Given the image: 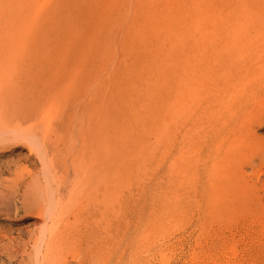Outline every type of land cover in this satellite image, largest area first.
<instances>
[{
	"label": "rangeland",
	"instance_id": "1",
	"mask_svg": "<svg viewBox=\"0 0 264 264\" xmlns=\"http://www.w3.org/2000/svg\"><path fill=\"white\" fill-rule=\"evenodd\" d=\"M8 1L11 7L10 9L7 8L9 5L6 4L8 3ZM28 1L29 0L27 1L26 0H15V1L0 0V4L2 3V5H0V14H1V11L5 14L3 15L2 13L3 16H0V40L5 36V39L3 38V40H1V41L5 40L4 42L5 44L1 41H0L1 42L0 44L1 46L2 44H4L3 46L7 48L3 51L6 52L10 50L9 52L12 51L11 54L16 53V56H15L16 58L18 56L17 51L20 52L19 54L23 53L21 54V56L19 55L20 59L14 58V55L10 56L9 59L8 57L4 56L5 58L8 59L5 65L3 64V62H5L4 57H0V65H1L0 71L2 68V71L0 72L1 74L0 78H3L5 76L4 74H6V77H4V79H6L7 82L8 81L10 82V80L7 79V75H9L10 73L9 77L11 81L12 80L19 81V84H17V87H16L18 89V92L14 91L13 95L15 98L12 96V99L10 98L11 101L17 102L18 100L22 103H26L27 105H30L33 103V101H36L38 103V106H40L41 108L45 100V97L43 96L42 99H40L39 91L41 87L39 85L47 84V86H49L50 75L59 77V79H61L63 75V78L61 80L64 81L66 78L65 81L68 84L66 88V92L69 95L67 96L68 111L71 108V105L75 106L76 108L78 107V109L80 110L79 112L84 111V109L85 111H87L88 109H90L88 108L89 105H92L93 108L92 107L91 108L93 110L91 111L93 115H92V120H90L88 124L89 128L88 129L86 128V131H84L85 129L82 130L81 128V131H80L79 130L80 127L77 126L79 124L73 125V129H76V131L74 130V132H77L79 130V133H82L80 135H83L81 137L85 139L84 141L83 140L81 141L79 140L80 137L78 138L79 135L77 136L75 135L78 141V144L80 141L82 143L80 142L78 148H77L78 144L75 147L80 150L76 151L74 149L73 151L74 152L76 151L79 154V158L85 157L86 159L87 156L85 152H87L89 149H86V146H85L84 147L85 152H84V148L83 149L81 148L86 144L84 142H86V140L92 137V140L94 142L92 143V146L90 147V149L93 148L92 149L93 153L91 150H89L87 153L89 154L90 151L92 154L98 152L96 154L97 158H94L95 159L93 161L94 163L92 161L90 163L87 162V159L90 156L87 157L85 161L86 163H84L85 159L81 158L82 159L81 161L84 164V166L87 165L86 166L87 168L89 166V170H90L89 172L95 173L93 175H96L98 171H102L103 169L102 167H100L102 165L100 161H102V158H103V153H101L100 151L102 152L104 151L102 148L103 147L102 145L107 142L106 133L109 132L110 134L109 144H111L110 145L111 151H109V154L112 152L111 154L112 156H110L111 158L115 156L114 161H112V163L113 164L118 163L117 165L115 164V166L111 164L112 166L110 165V168L112 167L114 168L116 166L118 168L116 169L114 168L113 170L111 169L112 173L111 171L109 172V175H110L109 181L112 179V181L110 182H113V184L111 183L108 184V186L110 187V193H108L107 196L109 197L111 194L112 198L110 197L108 199L109 200L112 199L110 201V206H111L110 210L111 211L113 210V212L109 211L110 212L109 221L114 220L115 223L111 221L110 222L111 226L109 227L111 229L110 232L113 229L111 233L109 232L111 234L110 238L111 236L114 238H111V242L109 246L108 264H264V220H263L264 219V201H263L264 192L260 191L259 195L257 194L258 196L257 197L255 196L257 200L259 199V201L255 200L253 202L250 201V203L248 202L246 203L244 202V200L235 199L238 191H240V193L244 192V190L242 189L240 185H246V186L253 185V186L259 187L264 183V146L257 147L256 145L249 146L248 144H245V146L242 147L243 149H239V147L236 148L235 146L236 143H234L233 140L236 137L237 138L240 137L241 135L239 133L240 131L244 132L241 129H236L232 131L233 133H230L229 135L230 138H228L227 141H225V146L220 147L219 145L221 146L224 145L223 142L220 140L221 133H219L217 130L215 131V133H213L212 130H209L210 131L208 133L209 135H206L209 139L207 140V142L209 141L208 144L202 145L201 137L199 136L198 133H197L198 135L195 134L194 138H196V141L198 142L197 146L195 147L194 150L192 149L191 151L189 150L188 152H186V156L185 154L183 156L184 159H180V156L183 154V152L182 150H179V149L181 148V146H182L181 149L183 150L189 147L188 145L189 142L187 139L191 133L188 128V126L190 127V125L188 123V120H186V116H185L186 112L184 113V117H183L185 121L182 118L181 121H183V125L180 124L181 127L179 125L180 130L177 131L175 140H174V136H172L173 130L170 129V125L169 126L167 125L166 127L164 123L161 126L159 125L162 118H158V121H157V123L159 122L158 124L155 122L157 130H159L160 132H157L156 129L148 130L146 128L148 132L147 133L145 130H143L144 128L141 127L142 124H140L141 120L139 118H140L141 104H143V107H145L148 103H152V102L154 103V99L157 98L159 94V92L156 91V86L158 84V82L155 81L156 74L154 77V75L152 74V69L155 71L156 69L155 64H158L160 62L165 63L166 61L165 55H168V52L170 53V56H172L171 52L177 51L173 49L174 40L178 38V36H174L175 35L174 32H176L177 34L179 33L183 35V33H180L182 32L181 26H180V23L177 22V20L174 18V13L177 14L178 12H182L185 8H187L189 2H197L198 0H62V2L61 0L60 1L59 0H48V3L50 2V4H48L47 2L45 3L44 0H41V1H44L46 5L40 1H39L40 5H38L39 2L38 0H36V3H34V5L37 4L38 2V4L36 5L38 6V9L37 7L33 5L34 0L29 1L32 3V6L34 7H31V4H29ZM199 2L205 4L202 9H204L206 14L212 13L215 7L220 8L222 17H220L216 21L214 20V22L211 23L210 25L212 29H216L218 32H220L221 27H223V24H221V22L219 21L222 19L223 20L222 22L226 23L224 21L231 18L229 11L232 6L238 7L242 5H252V6L264 5V0H199ZM17 4L19 5V8H21L23 11L17 7ZM1 7H6V9L1 8ZM25 7L30 8L32 11L33 9H36L37 12L41 10L40 7H43L42 10L44 9L47 12L45 13L44 10L43 12L41 10L40 14L36 12L37 14H39V16L37 17L35 16V19L37 20L36 21L37 24L40 26L37 29L36 27L38 25L36 26V23L32 21L34 20L33 18L30 21L31 23L29 22L27 24H29V26H32V27L34 26V27L31 28L29 26H25V23H26L25 21L28 22V19H31L29 17H32L30 14L36 15L35 14L36 10L34 11V13H31L32 11H28L30 12V14L26 15L27 9L25 10ZM49 8L51 10L48 12ZM1 9H3L4 11ZM14 9H16L17 12L20 11L22 14L23 12L26 11L24 13V16H29V17L24 18L23 16L24 20L18 19V17L20 18L21 13L18 12L19 13L18 14L16 12L18 14V16H16L17 14L15 13ZM255 12L258 15V18L260 19V21L264 22L263 7L255 8ZM9 13L11 14V16ZM166 13H168L169 15ZM213 15L214 13L211 16ZM12 16L14 17L16 16L17 19L15 17V19L13 18V21H12L11 19ZM40 16L41 18H44L43 20L44 23H42L41 20L37 19ZM8 19H11V20H8ZM15 20H18L17 21L18 24L16 23L17 26L14 23L16 22ZM19 21H22V23L24 22L23 23L24 25L21 22L20 24ZM38 21H40V23H38ZM187 23L188 25H191V22L187 21ZM14 25L16 27H18L19 25V27L16 28ZM21 25L26 30L24 33L21 32L20 30ZM263 25L264 23H260L257 25L252 24L247 27L248 34L257 38L256 43L258 44V46L255 50H253L255 52H211L209 45L206 42V43H203L205 50L203 49V47H201L203 52H200V54H195L194 52H179V57L182 58L181 64H183L186 68H189L191 67L190 61L192 62V60L194 59L196 61L200 60L202 62H206V61L220 62L221 60H225V61H231V63L235 62L234 64L238 62H243L247 66L251 65L252 68L264 69V37L259 35L262 32L261 29ZM12 28L13 29L15 28V30H12ZM16 29H18V31H16ZM30 30L35 31L33 32L34 35L31 32H29L31 33V35L30 34L28 35L27 31H30ZM37 30H39L38 35H36ZM145 30H147L148 32ZM15 31L17 32V35L20 34V38L22 36L21 33L22 34L27 33L28 39L30 38L29 36H31L32 39H29L30 41H28L27 36L24 35L22 37H25V38L23 39L21 38L22 39L21 41L19 37H17L18 39H15L14 41V39L12 38H16L15 36L17 35L15 34V36L12 37L11 34L12 32H15ZM139 33L140 34L142 33V34L140 35ZM10 36H11L10 39H12L11 41L9 39ZM35 36L37 37L36 40H34L36 38ZM7 40H9L8 42L9 45H7L8 44ZM16 40L17 42L19 40L20 41L19 44L21 45L24 43V40L26 41L27 44L25 43V47H23L24 44L22 46L19 45L23 47L22 48L23 50H19L20 47L17 46L18 44ZM219 40L224 41L225 38L224 37L222 38V36H219ZM189 41H190L189 44L193 42L192 39H189ZM10 42L12 43L15 42L16 46H14ZM28 42H31L33 47L31 46L30 43L28 44ZM11 44L13 47H18V49L14 48L15 52L14 50H11V48H13L12 46H10ZM26 45L28 46L26 47ZM4 47L2 49H4ZM2 49L0 51H2ZM54 52H57V53L55 54ZM25 53L27 54L29 53V55L27 56V54ZM117 53L119 56L117 55ZM3 55L4 54L0 56H3ZM175 55L177 54L175 53ZM29 56H32V57L30 58ZM117 57H118V61H117ZM1 58H3L2 59L3 61L1 60ZM10 58L13 60H10ZM110 62H111V65H110ZM136 64H138L139 66L135 67ZM6 65H7V68L5 67ZM90 65L93 66L94 68L93 73H92L93 81L90 80L91 83L92 82L94 83V85L92 84L91 90L88 91L87 89L89 86L88 85L89 72L87 68ZM50 66L52 67V70ZM41 67L42 69L44 68V70H42ZM56 67L58 68V70ZM72 67H74V69L77 67L76 68L77 70L79 69L77 72L78 74L76 73L78 75V79H77V82L74 83L73 89L71 86L73 82V80L71 79V76L74 75L75 72L73 73V69L69 70V68H72ZM110 67L112 68L111 71H110ZM200 67L201 66H198L194 69H198ZM8 68H10V70ZM14 68L15 70H13ZM202 68H204V66ZM21 69H23L24 73H22ZM26 70H28L27 72L28 74L26 73ZM61 70H64L65 74L64 73L62 74L63 71ZM105 70L108 72H106ZM31 72H33L34 75L33 73L31 74ZM18 73L20 75H18ZM43 74H45V77H48V76L49 77L45 78ZM13 76L14 78L18 76L19 77L18 79H14ZM26 76H31V77H26ZM141 79L147 82L148 84L146 86H143L142 85L143 82ZM43 80L44 81L46 80V82H44ZM61 80H59L60 83L62 82ZM106 80L108 81V86L106 84L107 83ZM5 82L2 81L1 84L2 83L4 84ZM238 82L240 84L245 83V82L241 83L239 79L235 78L234 83H238ZM69 84H71L70 85L71 87L69 86ZM245 84L249 85L248 86L249 90H246V91L250 92V90H252L254 86L253 84H257V82L252 81L249 83L246 82ZM25 86H28V87H25ZM241 87H242L241 89H245V86L244 87L241 86ZM68 89L70 91H68ZM130 89L136 92L137 96L135 95V96L130 97L128 95V92H130ZM140 89L142 93H140L139 91ZM242 94L245 95L247 94V92H244ZM242 94L240 95L241 97L240 101H242V104L245 107L249 105V102L248 100H246V97H244ZM28 95H32V96L30 97ZM18 96L20 97L18 98ZM73 96L75 97L73 98ZM159 96H161V94ZM31 98L33 101L30 100ZM80 99L82 100L81 102H80ZM39 103H41V105ZM234 104H236V102ZM147 106L152 109L153 108L155 109L154 105L150 104ZM27 109L28 108L26 107V110ZM3 110L5 111V110H10V109L3 108ZM5 112L8 115L9 111H5ZM28 112H31V111L28 110ZM0 113H2V110H0ZM35 113H38V114L35 115V117L33 116L32 118L28 120L27 119L23 120V123L25 122L24 124L28 125L31 128L36 127V130L38 132L40 130H38L37 128L38 125H36L37 124L36 122L40 120L39 119L40 117L38 116H41L42 114L39 115L41 113V110L40 112L36 111ZM94 114H95V117H94ZM20 115L22 114H19V116ZM100 115L101 117H99ZM37 117H38V120H37ZM104 117H106V121L104 120ZM242 117L243 115L238 118L235 117L237 120H234V122L231 123V126L236 125L237 127H239L238 123H241L242 120L244 119V117L243 118ZM31 120L33 121L31 124L32 126L29 125L31 123ZM51 122L52 123L50 124V126L52 128L55 127L53 128V130L55 129L56 132L58 133L61 129L60 128L58 129L59 126H58L57 121H55V118L52 119ZM106 122L108 125L105 124ZM74 127H77V128H74ZM43 129L44 131L43 132L40 131V132L44 136L43 133H45V128L43 127ZM161 129L162 131L167 130L165 131L167 133L166 134L164 132L161 133ZM70 130L73 132L72 127H70ZM88 130L90 131V134L92 135L91 137L90 135L88 137V135L85 134V132L87 133ZM62 131L63 130H61V132ZM153 131L157 132V134H160L158 135L159 137L157 135H154L155 133L152 134ZM256 131L260 134H264V125L261 127H257ZM112 134H114V138L112 137L113 136ZM121 134H122V148H123L122 156L127 151L129 152V153L127 152L125 155L129 154L128 157L130 155L131 157H129V160L127 159L128 161L127 160L124 161V162L126 161L130 162L129 165L127 162L126 164L124 162L119 164L120 161L115 162L116 160H119L117 156L121 155L119 153L120 152L119 147L116 146L117 141L115 139L119 140V137L121 139ZM149 134H151L150 135L151 137L149 136ZM213 135L215 136V138ZM129 138H132V139H129ZM155 139H157V141L159 140L158 141L159 143L161 142L160 146H157V144L159 143L157 142L156 144ZM176 139L178 141H176ZM44 140L45 138L43 137V142ZM151 140L153 144L155 143L154 147L155 146L158 148L161 147L160 148L162 150L161 152H160V149L156 147L155 148L157 152L153 151L154 148H151V150H148L147 147L150 148L151 146L150 145L148 146L146 144H149ZM162 140L164 141L165 144L163 143ZM172 140H174L173 147H172ZM124 141H128V142H124ZM133 141H134V144H133ZM175 141L177 144L176 147H175ZM96 142L97 143L99 142L98 144L100 146ZM142 142L144 143V145ZM27 143L28 142L23 143L22 141L19 145H16V146L8 142H5L4 144L1 143L3 145L0 144L1 148L4 145H9V148L7 149L3 150L0 148L2 151V152L0 151V174L3 175L5 171V174L3 176H6L4 178L3 176L0 175V180H2L3 183H5L4 185H8V183L13 184L16 181L18 183L23 182L21 183L23 188L20 191L23 193L25 192L24 194L33 193V194L38 195L39 193V195L43 197H39L38 200L42 201V205L45 206L47 205L46 203H49L47 202L46 199L49 197L51 198V194H48L46 192L44 193L42 191L43 190L42 183L45 182L44 181L45 179H41L42 178L41 175H44L45 173L49 174V172H46L44 170V164L42 163L40 164L41 161L37 160L38 158L35 155L37 153L40 154L39 152L42 151L43 148L41 146L42 149L40 150L39 149L40 147L38 146L39 147L38 151H36L37 150L36 146L38 143L35 144L36 146L33 143H28L30 144V146L33 145L32 154L33 156L35 155L33 157L31 156L32 154L27 149L28 148ZM162 143L165 146L162 145ZM86 145H88V143ZM113 145L116 147H114ZM135 145L136 147L133 148V146ZM179 145L180 147H178ZM213 145L216 146V148ZM139 146H140V149H142L143 151L140 150L139 152ZM117 147L119 151V152L117 151V153L119 154L115 152L116 151L115 149H117ZM142 147L144 149L147 148L146 149L147 154L145 153V150ZM165 148H166V151H164ZM94 149L95 150L97 149L96 152H94ZM3 151H6V152H3ZM113 151H114V154H113ZM149 151L151 154H154L156 158L154 156H151V154L149 156L148 155ZM158 151L160 152L159 156L161 158L160 157L157 158ZM193 151L194 153L192 154ZM16 152L17 153L19 152L18 153L19 155L18 154L16 155L15 154ZM143 152L144 154H140ZM153 152H155L157 155ZM162 152H164L165 154ZM20 153L22 156L25 153L27 154L23 156V158L26 160L22 158L23 160L18 161L17 158L20 156ZM65 153L67 155V152ZM82 153H83V156H82ZM100 153L102 156H100ZM137 154L138 155L140 154L139 157L138 156L136 157ZM28 155H30L29 156L30 160L27 158ZM145 155L151 160L149 161V159L145 157L146 161H148V163L150 164H147L145 160H144L145 163H141L142 160L140 159L141 158L140 156L143 157ZM176 155H178V162L175 160H172V158H174ZM98 156L99 158L101 157L102 158L99 159ZM6 157L7 159H5ZM32 157L36 160H33ZM69 158L70 157H66V161L68 163L64 162L67 165L65 164L64 166L63 163L62 165L61 163H58L60 164L59 166L60 168L57 167L58 164L56 165L57 168H55L56 174L58 173V175L63 176V177L68 176V178H64L66 179L67 182L63 179V183H65V185L68 184L66 186L63 184L65 187L62 185V187L64 188L62 190V193L64 195L67 192L66 191L64 193V191L67 190L68 188L71 189V187L74 185L73 183L76 182L74 181L75 180L74 177L76 176L74 174L75 172L72 174L73 167L71 166H70L71 168L69 167V165H71L69 163ZM185 158L187 159L185 160ZM162 159H163L162 163H164L163 166L161 163ZM168 159L171 160V165L174 163V165H172L174 166L173 168L170 165ZM97 160H99V162ZM136 161L138 163H136ZM166 161H168L169 165L172 168V169H169L167 167L169 171L166 168V166H168V163H166ZM172 161L174 162L172 163ZM8 162L15 164V168H14V165L11 166L9 165ZM135 163L137 165H135ZM204 163L206 164L205 165L206 168H204ZM6 164L9 165L10 167H6ZM22 164L24 166H27L28 169H30L31 174L18 170L20 169L21 166H23ZM144 164H146L145 165L146 169L144 168ZM40 165H41V168H39ZM120 165H122V167H120ZM197 165L198 166L200 165L199 167L200 168L202 167L206 171L203 172V169L201 168L200 170L201 172L199 171L198 175H195V173L190 174L189 173L190 171L188 170L191 169L192 167H194V170H195ZM1 166H3V168H6V169L5 170L3 168L1 169ZM130 166L134 168H131ZM66 168L71 169L72 171L67 172L66 170L68 169ZM96 168L98 171H95ZM200 168L198 169L196 168V170H199ZM42 169L45 172L42 171ZM129 169H132L134 171V174H136V176L132 175L133 171H129ZM116 170H117L118 176L115 175L116 172L113 173ZM17 171L20 172L19 173L20 176ZM63 171L65 172L63 173ZM212 171L214 172V175L215 173H218L219 179L213 175ZM167 172L170 174H167ZM176 172L178 175L176 174ZM33 173H36V174H33ZM23 175L26 177H23ZM31 175L33 176L31 177ZM72 175H75V176L72 177ZM114 175H115V178H111V177H114ZM15 176L18 179H15ZM116 176L118 177L119 181H122V179H124V181H122L123 185L119 184L115 186L114 184L115 181L113 180L116 179ZM8 177L11 178L12 180L9 179ZM29 177H31L32 180L31 179L27 180ZM33 177H36V179ZM6 178H8L9 181ZM76 178H80V177H76ZM135 178H138L137 181L141 183L139 184ZM39 179H41V181ZM13 180L14 182H12ZM30 180L31 182H33V183H30L32 184V186L29 184ZM35 180L40 181L41 183L40 182H37V183L41 185H34V183L36 182ZM229 180L233 181L234 184L233 185L229 184L228 183ZM84 181L81 183H85ZM125 181L126 182L130 181V183L124 185ZM153 181L156 183H154ZM143 183L146 185H144ZM150 183H152L151 186L153 187V189H151L152 187L150 186ZM141 184L143 185L141 186ZM148 184L149 186H147ZM159 185H160V188H159ZM193 185L196 187L194 188ZM1 186L2 184L0 183V189H1ZM39 186H42V189H38L37 187ZM100 186H101V183L99 187ZM148 187L150 188V190ZM34 188L37 189L36 191L38 192L35 193ZM101 188L102 186L100 187V189ZM32 189H34L33 192H31ZM100 189L97 190L98 192L90 189L92 192V195L94 196L93 197L90 194L91 192L88 193L90 194V197L93 198V200H91L92 198L89 197L90 203L92 201H95V199L100 200V201L96 200L98 203H100L101 201L103 202L105 200L104 193L102 194V189L101 190ZM88 190L86 191L88 192ZM155 190H157L158 193H156L157 191ZM254 190L256 189L253 188L252 190L251 188V192L247 194L252 196L254 193L253 192ZM21 192H19L18 195H16L15 197L21 198L24 195ZM87 192L85 193L86 195H87ZM58 193L59 192H55L54 196H56V194ZM152 193L154 194L152 195ZM44 195L46 196V198ZM99 196L101 197V199L103 198L104 199L103 200L99 199L100 198ZM184 198L186 200H184ZM7 200L8 199L6 197L5 198L3 197L0 199V203H1L0 204L1 206L0 207V264H79V260L77 261V259H78V256H82V255H83L82 256L83 259L82 257L79 259L83 261L87 257L85 259L86 260L85 262L88 264H92L95 259H96L95 260L96 262L98 260L97 264L102 263L101 258L100 260L97 258H94L93 254L89 252L87 248L83 251L84 253L78 252L80 250L76 248L78 255L76 254V252L73 251V247L69 246L68 249L72 248V250L70 249L69 251L68 249H64V248H67V246H64V245H63L64 248L62 247L63 249L60 247L59 253L57 254L54 253L56 254L55 255L56 257L53 256L54 254L52 253L51 250H48V251L49 252L51 251L52 255H50L49 252H47L48 247L44 245H46L47 242H49L50 240L49 237H51L52 232L55 229V227H58V225H60L59 223L61 222V219H62L60 215H58L60 214L58 212H57L58 218L57 217L52 218V216H56L55 214L56 211L61 212L60 208L59 210H58V207L50 209L52 205L49 203V205H47L49 207L51 206L48 210L49 212L44 209V211H42L43 216H40V215L37 216V214L36 216H34L35 214L34 210L37 212L38 207L40 206V203H39V206L38 205L32 206L34 210H32L31 208V211H32L31 212L29 209L27 210L22 209V208L14 209L15 207H9L6 204H4L5 203L4 201L8 202ZM112 201L114 203H111ZM10 203L12 204V201ZM3 206L5 207L3 208ZM155 206H157V208H155ZM5 208H7V210ZM117 208L119 210H117ZM114 210L116 213L117 211H119L120 216H118V213L115 214ZM50 212H53L54 215L53 214L49 215L48 213ZM62 213L64 212L62 211ZM111 213L113 214L111 215ZM44 214H48V216L45 215L44 217ZM114 214H115L114 217L117 220V223L119 220L121 222V223L120 222L118 223L119 228L115 227L117 224L116 220L113 217L112 219L110 218ZM68 215L66 214L67 217L63 215L64 220L67 218L70 220L73 219V216H70L71 214L68 213ZM42 217L44 221L41 220ZM59 217H60V220L58 221ZM46 218H49V219H46ZM54 221L59 222V223L57 222V226H55L56 223ZM44 222H46L47 224H52L51 222H53L52 225L54 226V229L52 228L53 230L50 232L49 229L51 230L50 227L52 226L47 225ZM47 236H49L48 237L49 239L46 238ZM14 245L16 246L13 247ZM46 247L47 249L45 250ZM54 251L58 252V248L57 250H54ZM43 252H45L46 254L48 253L49 255L47 257L43 256ZM88 253H90L89 254L90 257ZM73 256H74V259H73ZM75 258H77L76 261H75ZM95 261H94V264H96Z\"/></svg>",
	"mask_w": 264,
	"mask_h": 264
},
{
	"label": "bare ground",
	"instance_id": "2",
	"mask_svg": "<svg viewBox=\"0 0 264 264\" xmlns=\"http://www.w3.org/2000/svg\"><path fill=\"white\" fill-rule=\"evenodd\" d=\"M6 1V0H5ZM13 1H15V0H13ZM27 1V0H26ZM30 1V0H29ZM28 1V2H29ZM43 2V4H45L46 2L48 3V0H44L45 1V3H44V1H41V0H38V2ZM60 1V0H59ZM58 1V2H59ZM25 2V1H24ZM27 2V3H28ZM38 2H37V4H38ZM40 2H39V4L38 5H40ZM61 2H62V0H61ZM66 2H68V1H66ZM6 3V2H5ZM26 3V2H25ZM34 3H36V0H34L33 1V5H34ZM70 3V2H69ZM7 5H9L7 8H11L10 7V4H9V1H8V3H6ZM11 4H12V2H11ZM16 4V3H15ZM19 4V3H18ZM17 4V7L19 8V5ZM24 4V3H23ZM29 4H31V7H37V9H38V6H36L37 4H35L34 6H32V3L31 2H29ZM28 4V5H29ZM48 4H50V2L48 3ZM59 4V3H58ZM67 4V3H66ZM0 5H2V3L0 4ZM14 5V4H13ZM46 5V4H45ZM70 5V4H69ZM205 4L204 3H201V2H199V0L197 1V2H189L188 3V6H187V8H185L182 12H178L177 14H175L174 13V18L177 20V22H179L180 23V26H181V31L182 32H180V33H183V35H181V34H177L176 32H174L175 33V35L174 36H178V38H176L175 40H174V44H173V49H175V50H177L176 52H171L172 53V56H170V53L168 52V55H165V57H166V61H165V63H158V64H155V67H156V69H155V71L152 69V74L154 75V77H155V74H156V80L155 81H157L158 82V84H157V86H156V91L157 92H159V94H158V97L157 98H155L154 99V103L152 102V103H148L147 105H154V107H155V109L153 108H150V107H148L147 105L145 106V107H143V104H141V109H140V124H142V126L141 127H143L142 129L143 130H145L146 132H147V130H146V128L148 129V130H150V129H152V130H155L156 129V131L157 132H160L159 130H157V128H156V123H157V121H158V118H162V120L160 121V126L164 123V125H165V127L168 125H170V129H172L173 130V135L172 136H174V140H175V138H176V135H177V131H179L180 129V127H181V125L180 124H182L183 125V121H181L182 120V118L184 117V113H185V116H186V120H188V123H189V125H190V127L188 126V128H189V130H190V135L188 136V142H189V147H187L188 148V150H187V148L185 149V150H183V149H181L182 148V146H181V148L179 149V150H182V152H183V154L180 156V159H184L183 158V156H184V154H185V156H186V152H188L189 150L191 151L192 149L194 150L195 149V147L197 146V144H198V142L196 141V138H194V136H195V134H199V136L201 137V140H202V145L203 144H208V142H207V140H209L208 139V137L206 136V135H209L208 133L210 132L209 130H212V132L213 133H215V131L217 130L219 133H221V136H220V140L223 142V144L224 145H219L220 147H223V146H225V141H227V139L228 138H230V133H233L232 131H234V130H236V129H241L242 131H244V132H239L241 135H240V137H234L235 139L233 140V142L234 143H236L235 144V146H236V148H238L239 147V149H243L242 147L243 146H245V144H248L249 146H252V145H256L257 147H263L264 146V134H260V133H258L257 131H256V128L257 127H261V126H263L264 125V69H262V68H252L251 67V65H249V66H247L246 64H244L243 62H238V63H236V64H234L233 62L231 63V61H225V60H221L220 62H211V61H206V62H202V61H200V60H197L198 61V63H197V61L194 59V60H192V62L190 61V66L191 67H189V68H186L183 64H181L182 63V58H180L179 57V52H194L195 54H200V52H203V50H202V48L201 47H203V49L205 50V48H204V44L203 43H208V45H209V48H210V50H211V52H255V51H253V50H255L256 48H257V46H258V44L256 43V39L257 38H255L254 36H251V35H249L248 34V31H247V27L249 26V25H252V24H260V23H264V22H262V21H260V19L258 18V15L256 14V12H255V8H257V7H263V10H264V5H254V6H252V5H242V6H238V7H231V9H230V11H229V13H230V16H231V18H229L228 20H225L224 22H226V23H223L222 21V19L219 21V22H221V24H223V27H221V30H220V32H218L216 29H212V27L210 26L211 25V23H213L214 22V20L216 21L217 19H219L220 17H222V14H221V10H220V8L218 7H215L214 8V11H212V13H209V14H206L205 13V11H204V9H202L203 8V6H204ZM42 6H44V5H42ZM51 6V5H50ZM61 6V5H60ZM21 7V6H20ZM28 7H30V6H28ZM46 7H48V6H46ZM65 7V6H64ZM208 7V6H207ZM1 8H4V9H6V7H1ZM23 8V7H22ZM42 8L43 7H40V9L42 10ZM8 9V10H9ZM19 9H21V8H19ZM27 9V10H26ZM30 8H26L25 7V10L28 12V11H32L31 9L29 10ZM39 9V10H40ZM48 9V8H47ZM46 9V10H47ZM66 9V8H65ZM68 9H69V7H68ZM1 10H3V9H1ZM15 10V13L17 12V10L16 9H14ZM22 10V9H21ZM24 10V11H25ZM36 9H33V11L31 12V13H34V11H35ZM40 10V11H41ZM44 10V9H43ZM43 10H42V12H43ZM51 9L49 8V10H48V12L50 11ZM4 11V10H3ZM23 11V10H22ZM25 11V12H26ZM40 11H38L37 12V10L35 11V14L36 15H33V14H30V12H26V15L27 14H30L32 17H29V16H24V13L25 12H23V14L20 12V11H18V12H20L21 14H20V18L18 17V19H22V20H24L23 19V16H24V18L26 17V18H31V19H28V22L27 21H25L26 23H25V26H29V24H27V23H29L31 20H32V18L34 19V20H32V21H34L35 23H36V26L38 25L37 24V20L35 19V16L37 17V16H39V14H40ZM9 12H11V11H9ZM17 12V13H18ZM39 13V14H37V13ZM41 12V13H42ZM44 12L45 13H47L45 10H44ZM2 11H1V14H0V16H3V15H5L4 13H3V15H2ZM13 13V12H12ZM14 13V14H15ZM16 13V14H17ZM44 13V14H45ZM170 13V12H169ZM214 13V15L213 16H211L212 14ZM10 14V13H9ZM19 14V13H18ZM18 14L16 15V16H18ZM43 14V15H44ZM166 14H168V13H166ZM169 15V14H168ZM10 16H11V14H10ZM9 16V17H10ZM15 16V17H16ZM15 17L14 16H12V21H13V18L15 19ZM22 17V18H21ZM5 18H7V17H5ZM41 16L40 17H38L37 19H39V20H41L42 21V23H44V18H41ZM11 19H8V20H11ZM16 19H17V17H16ZM190 19V20H189ZM27 20V19H26ZM16 22H14L15 24L17 23L18 24V20H15ZM187 21H189V22H191V25H188V23H187ZM22 23V21H19V23ZM20 23V24H21ZM24 23V22H23ZM22 23V24H23ZM31 23V22H30ZM35 23H33V24H35ZM38 23H40V21H38ZM12 24H13V22H12ZM17 24H16V26H17ZM19 24V25H20ZM27 24V25H26ZM19 25H18V27H19ZM24 25V24H23ZM150 25V24H149ZM148 25V26H149ZM13 26V25H12ZM15 26V25H14ZM15 26V27H16ZM147 26V27H148ZM18 27H16V28H18ZM29 27H31V28H33L32 26H29ZM38 27H40L39 25L36 27V29L38 28ZM137 29V28H136ZM12 30H15V28L13 29L12 28ZM21 32H25L26 30H25V28L21 25ZM29 30V29H28ZM32 30V29H31ZM27 31V33H28V35L30 34L31 35V33L34 35V33L33 32H35V31ZM33 30H35V29H33ZM262 32H261V34H259L260 36H262V37H264V25L262 26ZM16 31H18V29H16ZM15 31V32H16ZM38 31L39 30H37V34L36 35H38ZM145 31H147V30H145ZM15 32H12V37L13 36H15V34L17 35V32L15 33ZM20 32V33H21ZM29 32H31V33H29ZM148 32V31H147ZM13 33H14V35H13ZM27 33H25V34H22L21 33V35L22 36H24V35H26L27 36ZM140 34V33H139ZM142 34V33H141ZM140 34V35H141ZM19 35V36H18ZM17 36H15L16 38H12V39H14V41H15V39H18L17 37H19V39H20V41L23 39V38H25V37H22L21 36V38H20V34H18ZM219 36H222V38L224 37L225 38V40L224 41H221V40H219ZM30 38L29 39H32V37L31 36H29ZM36 37V36H35ZM141 37V36H140ZM139 37V38H140ZM2 38V37H1ZM4 39H5V36L3 37ZM3 38L1 39V40H3ZM11 38V36L9 37V39ZM12 39H10V41L12 40ZM27 39H28V36H27ZM26 39V40H27ZM28 39V41H30ZM37 39V37L34 39V40H36ZM144 39V38H143ZM187 39V40H186ZM189 39H192L193 40V42L191 43V44H189L190 43V41H189ZM0 40V41H1ZM19 40H18V42H17V40H16V42H17V46L18 47H20L19 48V50H23L22 48L23 47H25V43H26V41L24 40V43H23V41H22V43L24 44V46L23 47H21L22 45L21 44H19V42H20ZM31 41H33V40H31ZM221 41V42H220ZM1 42H5V40L4 41H1ZM0 42V43H1ZM9 42V40H7V43ZM13 42V41H12ZM12 42H10V43H12ZM144 42V41H143ZM31 44V42H28V44ZM5 44V43H4ZM4 44H2V46L4 45ZM14 46H16V44H15V42L14 43H12ZM12 44L10 45V46H12ZM27 44V43H26ZM7 45H9V43L7 44ZM6 45V46H7ZM19 45H21V46H19ZM34 45H35V43H34ZM1 46V44H0V48L2 49L3 47ZM28 45H26V47H27ZM31 46H32V44H31ZM13 47V46H12ZM18 47H13V48H11V50H14V48L16 49H18ZM33 47V46H32ZM0 49V50H1ZM5 49H7L6 47H4V49H2V51H0V52H2V53H0V55H2V54H4L3 56H0V57H4V56H6V57H8V59H9V57L10 56H13L14 55V58H16L15 56H16V53H14L15 52V50H14V54H11V52H9V51H6V52H4L3 50H5ZM121 49V48H120ZM24 51H26V50H24ZM18 52V56H17V58H19L20 59V56H21V54H23V53H21V54H19L20 52L19 51H17ZM23 52V51H22ZM49 53V52H48ZM55 54L57 53V52H54ZM175 53L177 54V55H175ZM25 54H27V53H25ZM24 54V55H25ZM33 54V53H32ZM36 54V53H35ZM42 54V53H41ZM44 54H45V52H44ZM79 54V53H78ZM102 54V53H101ZM20 55V56H19ZM23 55V56H24ZM29 55V53L27 54V56ZM62 55V54H61ZM117 55H118V53H117ZM116 55V56H117ZM39 56V55H38ZM49 56V55H48ZM50 56H51V54H50ZM104 56V55H103ZM108 56V55H107ZM119 56V55H118ZM122 56V55H121ZM26 57V56H25ZM30 58L32 57V56H29ZM37 57V56H36ZM43 57V56H42ZM56 57V56H55ZM82 57V56H81ZM100 57V56H99ZM16 58V59H17ZM22 58H24V57H22ZM27 58V57H26ZM54 58V57H53ZM74 58V57H73ZM78 58V57H77ZM3 58H1V60H2ZM4 61L5 62H3V64L5 65V63L8 61V59L7 58H5L4 57ZM47 59V58H46ZM84 59V58H83ZM86 59V58H85ZM97 59V58H96ZM99 59V58H98ZM10 60H13V59H11L10 58ZM56 60V59H55ZM54 60V61H55ZM79 60V59H78ZM3 61V60H2ZM72 61V60H71ZM77 61V60H76ZM81 61V60H80ZM117 61H118V57H117ZM57 62H58V60H57ZM2 63V62H1ZM117 63V62H116ZM184 63H185V61H184ZM188 63V62H187ZM204 63V64H203ZM243 63V64H242ZM2 64V65H3ZM58 64V63H57ZM80 64V63H79ZM72 65H73V63H72ZM110 65H111V62H110ZM183 65V66H182ZM56 66V65H55ZM57 66H59V65H57ZM100 66V65H99ZM104 66V65H103ZM102 66V67H103ZM107 66V65H106ZM105 66V67H106ZM114 66V65H113ZM116 66V65H115ZM139 65L138 64H136L135 65V67H138ZM198 66H201L200 68H198V69H194V68H196V67H198ZM204 66V68H202ZM0 67H1V65H0ZM3 67V66H2ZM6 68H7V65L5 66ZM45 67V66H44ZM97 67V66H96ZM32 68V67H31ZM50 68H51V70H52V67L50 66ZM57 68V67H56ZM77 68V67H76ZM74 69V67H72V68H69V70L70 69H73V73L75 72V74L74 75H72L71 76V79L73 80V82H72V85L71 84H69V86L71 85L72 86V89H73V86H74V83H76L77 82V79H78V70L77 69ZM9 70H10V68H8ZM12 69V68H11ZM24 69H26V68H24ZM41 69H42V67H41ZM46 69V68H45ZM47 69H48V67H47ZM93 66H89L88 68H87V70H88V72H89V76H88V79H89V83H88V91H90L91 90V88H92V84L94 85V83L92 82L91 83V81H93V75H92V73H93ZM136 69V68H135ZM13 70H15V68L13 69ZM18 70V69H17ZM17 70H16V72H17ZM19 70H20V68H19ZM22 70V73H24L23 72V69H21ZM30 70V69H29ZM42 70H44V68L42 69ZM57 70H58V68H57ZM77 70V71H76ZM82 70V69H81ZM96 70H97V68H96ZM112 70V68L110 67V71ZM1 71H2V68H1ZM0 71V72H1ZM32 71V70H31ZM36 71V70H35ZM47 71V70H46ZM49 71V70H48ZM55 71V70H54ZM59 71H60V69H59ZM61 71H63L62 72V74L64 73V70H61ZM106 71V70H105ZM126 71V70H125ZM20 72V71H19ZM28 72V70H26V73ZM45 72V71H44ZM69 72H71V71H69ZM104 72V71H103ZM106 72H108V71H106ZM6 73V72H5ZM9 73V72H8ZM33 72H31V74H32ZM46 73V72H45ZM77 73V74H76ZM12 74H14V73H12ZM28 74V73H27ZM65 74V73H64ZM68 74V73H67ZM5 76L4 77H6V74H4ZM9 75H10V73H9ZM9 75H7V79H9L10 80V82L8 81L7 82V80L6 79H4V77L3 78H0V110H2V113H0V144L1 143H5V142H8V143H11L12 145H14V146H16V145H19L22 141H23V143L24 142H28V143H33L34 145L35 144H37V146H36V151H38V148L41 150L42 148V151H40L39 153L40 154H35L36 156H37V160H39V161H41L40 162V164L42 163V164H44V170L46 171V172H49V174H47V173H45L44 174V170L42 169V171H44L43 172V174L44 175H41L42 176V178L41 179H45L44 181V183H42L43 185V192L45 193H48V194H51V198L49 197V196H47V197H49V198H47L46 200H47V202H49L51 205H52V207L50 208L49 206H47V205H49V203H46L47 205H42V201H40V200H38L39 199V197H43V196H41V195H39V193H38V195H36V194H24L23 192H21L20 190H22V185H21V183H23V182H21V183H18L17 181V183L16 182H14V180L12 181V182H14L13 184H11V183H8V185H4L5 183H3L2 182V180H0V183L2 184V186H1V189H0V199L1 198H7L8 200V202H6V201H4L5 203L4 204H6L7 206H9V207H15L14 209H19V208H22V209H25V210H27V209H29L30 211H31V208H32V206H35V205H38L39 206V203H40V206L38 207V210H37V212L34 210V208H32V210H34V216H36V214H37V216H43V213H42V211H44V209L46 210V211H48L49 210V208L50 209H53V208H57L58 207V210H59V208L61 209V212H59V211H56V216H52V218L53 217H57V212L58 213H60V214H58V215H60V217L63 219V221H62V219H61V222L59 223L58 221L60 220V217H59V219H58V221H54L55 223H56V225L55 226H57V222L60 224V225H58V227H55V229H54V226L52 225L53 224V222H51L52 224H47L46 222H44L45 224H47V225H51L52 227H50L51 228V230L49 229V231L51 232L53 229V232H52V235H51V237H49V236H47L46 238L47 239H49L50 238V240H49V242H47V244H49V245H44V246H47L48 247V249H47V247L45 248V250L47 249V252H49L48 250H51L52 251V253L54 254V253H59L60 252V247L62 248L63 247V245L64 246H67V248H64V249H68V247L69 246H71V247H73V251L74 252H76V254L78 253V252H83L86 248L89 250V252H91L92 254H93V256H94V258H97V259H99L100 260V258H101V264H108V251H109V246H110V242H111V238H114V237H112L111 236V238H110V233L113 231V229H112V231L110 232V226H111V221H109V215H110V212H113V210L111 211L110 210V201L112 200H109L108 198H110L111 197V194H110V196L108 197L107 195H108V193H110V187L108 186V184L109 183H111V184H113V182H110V181H112V179L109 181V179H110V175H109V172L111 171V169L113 170L114 168L116 169V168H118L117 166L116 167H112V168H110V165L111 164H113L112 163V161H114V157L115 156H113L112 158L110 157V156H112L111 154H112V152L109 154V151H111V149H110V145L111 144H109V141H110V137H109V132H107L106 133V139H107V142L105 143V144H103L101 147L103 148V152L102 151H100L101 153H103V158H102V161H100L101 162V166L100 167H102L103 169H102V171H98L97 170V168H96V170L95 171H98L97 172V174L96 175H93V174H95V173H92V172H89L90 170H89V166H88V168L86 167L87 165H85L84 166V164L82 163V159H85V157L84 158H79V154L76 152L77 150H80V149H77L78 147H79V144H80V142L83 140H85L84 138H82L81 136H83V135H80V134H82V133H79V130L81 131V128H82V130L83 129H85L84 131H86V128L88 129L89 128V121L90 120H92V115H93V113H92V111L91 110H93L92 108V105H89V107L88 108H90V109H88L87 111H85V109H84V111H81V112H79L80 110L78 109V107L76 108L75 106H72L71 105V108L69 109V111H68V98H67V96H69L68 94H67V92H66V88H67V82L65 81L66 80V78H65V80L64 81H62L61 79L63 78V75H62V77H61V75H60V77H61V79H59V77H56V76H52V75H50V84H49V86H47V84H44V85H39L41 88H40V91H39V97H40V99H42V97L44 96L45 97V100H44V102H43V104H42V106H41V108H40V106H38V103L36 102V101H33L32 100V98L30 99V100H32L33 101V103L32 104H30V105H27L26 103H22V102H20V101H18L17 100V102L15 101V102H13V101H11L10 100V98L12 99V96L14 97V95H13V93H14V91H16V92H18V89L16 88L17 87V84H19V81L18 80H16V81H11V79H10V77H9ZM18 75H20L19 73H18ZM33 75H34V73H33ZM44 75V77H45V74H43ZM48 75V74H47ZM57 75V74H56ZM101 75V74H100ZM104 75V74H103ZM131 75V74H130ZM0 76H1V74H0ZM84 76V75H83ZM19 77V76H18ZM18 77H15L14 78V76H13V78L14 79H18ZM26 77H31V76H26ZM49 77V76H48ZM48 77H45V78H48ZM70 77V76H69ZM104 77V76H103ZM20 78H21V76H20ZM37 78H39V77H37ZM80 78V77H79ZM235 78H237V79H239L240 80V82L241 81H243V82H252V81H255V82H257V84H253L254 86H253V88H252V90H250V92H248V91H246V90H249L248 89V84H245V83H243V82H241V83H243V84H240L239 82V84L238 83H234V79ZM101 79V78H100ZM5 80H6V82H5ZM31 80V79H30ZM36 80V79H35ZM38 80V79H37ZM41 80V79H40ZM59 80H61L62 82L60 83V81ZM91 80V81H90ZM142 80V79H141ZM2 81H4L5 83L2 85L1 84V82ZM33 81V80H32ZM39 81V80H38ZM44 81V80H43ZM42 81V82H43ZM107 81V80H106ZM24 82V81H23ZM44 82H46V80L44 81ZM70 82V81H69ZM96 82H97V80H96ZM98 82H100V81H98ZM110 82V81H109ZM142 85L143 86H146L148 83L147 82H145L144 80H142ZM232 82V83H231ZM29 83V82H28ZM33 83H35V82H33ZM6 84V85H5ZM23 84V83H22ZM27 84V83H26ZM38 84V83H37ZM107 86H108V81H107ZM29 85V84H28ZM31 85V84H30ZM91 85V86H90ZM70 86V87H71ZM76 86V85H75ZM79 86V85H78ZM106 86V85H105ZM241 86H245V89H241L242 87ZM25 87H28V86H25ZM31 87H33V86H31ZM39 88V87H38ZM81 88V87H80ZM117 88V87H116ZM155 88V87H154ZM15 89H17V90H15ZM95 89V88H94ZM27 90V89H26ZM32 90V89H31ZM77 90V89H76ZM23 91V90H22ZM29 91V90H28ZM37 91V90H36ZM68 91H70L69 89H68ZM82 91V90H81ZM140 91V93H142V91H141V89L139 90ZM21 92V91H20ZM85 92V91H84ZM106 92V91H105ZM117 92V91H116ZM244 92H247V94H245V95H243L242 93H244ZM34 93V92H33ZM73 93V92H72ZM71 93V94H72ZM91 93V92H90ZM23 94V93H22ZM78 94V93H77ZM86 94V93H85ZM84 94V95H85ZM161 94V96H159ZM243 95L244 97H246V100H248V102H249V105H247V106H243V104H242V101H240L241 100V97H240V95ZM16 95H18V94H16ZM25 95V94H24ZM26 95H27V93H26ZM25 95V96H26ZM36 95V94H35ZM76 95V94H75ZM83 95V94H82ZM87 95V94H86ZM85 95V96H86ZM90 95V94H89ZM128 95L130 96V97H132V96H137V93L136 92H134L132 89H130V92H128ZM24 96V97H25ZM28 96H32V95H28ZM28 96H27V98H28ZM17 97V96H16ZM20 96H18V98H19ZM23 97V96H22ZM75 96H73V98H74ZM111 97V96H110ZM15 98V97H14ZM34 98V97H33ZM76 98H78V97H76ZM79 98H81V97H79ZM87 98V97H86ZM88 98H89V96H88ZM87 98V99H88ZM23 99V98H22ZM19 100H21V99H19ZM28 100V99H27ZM29 100V101H30ZM86 100V99H85ZM84 100V101H85ZM94 100H95V98H94ZM23 101V100H22ZM75 101V100H74ZM82 100L80 99V102H81ZM102 101V100H101ZM71 102V101H70ZM76 102V101H75ZM75 102H74V104H75ZM79 102V101H78ZM94 102V101H93ZM218 102V103H217ZM236 102V104H234ZM28 103V102H27ZM83 103V102H82ZM111 103V102H110ZM40 105H41V103H39ZM79 104V103H78ZM78 104H77V106H78ZM93 104V103H92ZM215 104V105H214ZM216 104H218V105H216ZM240 104V105H239ZM104 105V104H103ZM112 105V104H111ZM101 106V105H100ZM26 107L28 108L27 110H26ZM92 107V108H91ZM3 108H5V109H10V110H5V111H9L8 112V115H9V117H8V115H7V113L3 110ZM99 108V107H98ZM104 108H105V106H104ZM78 109V110H77ZM28 110L29 111H31V112H28ZM40 110H41V113L39 114V115H41V116H38V117H40L39 119V121H37L38 120V117H37V124L36 125H38V130H40V131H44V129H43V127L45 128V133H43L44 134V136L42 135V133L40 132V131H38L37 132V130H36V127H33V128H31V127H29L28 125H25L24 123H23V120H28V119H30V118H32L33 116L35 117V115H37L38 113H35L36 111H38V112H40ZM82 110V109H81ZM101 110V109H100ZM103 110V109H102ZM105 110V109H104ZM109 110V109H108ZM27 111V112H26ZM67 111V112H66ZM66 112V113H65ZM69 112V113H68ZM157 112V113H156ZM22 114V115H20L19 116V114ZM26 113V114H25ZM66 114V115H65ZM101 114V113H100ZM6 115H7V117H6ZM57 115V116H56ZM98 115V114H97ZM105 115V114H104ZM243 115V117H244V119L242 120V122L241 123H238V125H239V127H237L236 125H232L231 126V123H233L234 122V120H237L236 118H238V117H241ZM57 118H56V117ZM94 117H95V114H94ZM93 117V118H94ZM99 117H101V115L99 116ZM236 117V118H235ZM242 117V118H243ZM55 118V121H57V123H58V129L60 128L61 130H63L62 132H61V130L57 133L56 132V130L54 129L53 130V128H55V127H51L50 126V124L54 121H52L51 122V120L52 119H54ZM97 120V119H96ZM100 120V119H99ZM102 120V119H101ZM104 120L106 121V117H104ZM183 120H184V118H183ZM104 121V122H105ZM185 121V120H184ZM27 122V121H26ZM32 120H31V123L29 124L30 126H32L31 124H32ZM100 122V121H99ZM102 122V121H101ZM156 122V123H155ZM103 123V122H102ZM109 123V122H108ZM159 123V122H158ZM157 123V124H158ZM25 125V127H24V125ZM26 124H28V123H26ZM34 124H35V122H34ZM76 125V124H79V125H77L78 127H80L79 128V130L77 131V132H74V130L76 131V129H73V125ZM106 125H108L107 124V122L105 123ZM94 125V124H93ZM158 125V126H159ZM179 125H180V127H179ZM186 125V124H185ZM27 126V127H26ZM40 126H42V127H40ZM69 126V127H68ZM101 126H103V125H101ZM187 126V125H186ZM70 127H72V130H73V132L70 130ZM94 127V126H93ZM106 127V126H105ZM104 127V128H105ZM122 127V126H121ZM74 128H77V127H74ZM107 128V127H106ZM42 129V130H41ZM97 129V128H96ZM107 130V129H106ZM105 130V131H106ZM227 130V131H226ZM230 130H231V132H230ZM165 131H167V130H164V131H162V129H161V133L162 132H164L165 134L167 133V132H165ZM169 131H171V130H169ZM202 131V132H201ZM40 132V133H39ZM136 132V131H135ZM140 132V131H139ZM157 132H152V134L153 133H155L154 135H160V134H157ZM201 132V133H200ZM148 133V132H147ZM170 133V132H169ZM85 134H87L88 135V137H89V135H90V137L92 136L91 134H90V131L88 130V132L86 133L85 132ZM84 134V135H85ZM130 134H131V132H130ZM138 134V133H137ZM145 134V133H144ZM171 134V133H170ZM197 134V135H198ZM217 134V133H216ZM75 135L77 136V135H79L78 136V138H79V140H81L80 142H79V144H78V141H77V139H76V137H75ZM113 136V138H114V134H112ZM117 135H118V133H117ZM141 135H143V134H141ZM151 134H149V136H150ZM162 135V134H161ZM45 138V140H44V142H43V137ZM99 136V135H98ZM184 136V135H183ZM186 136V135H185ZM214 136V135H213ZM96 137V136H95ZM108 137V138H107ZM139 137V136H138ZM151 137V136H150ZM159 137V136H158ZM82 138V139H81ZM134 138V137H133ZM170 138V137H169ZM194 138V139H193ZM212 138V137H211ZM214 138H215V136H214ZM87 139V138H86ZM105 139V140H106ZM109 139V140H108ZM112 139V138H111ZM127 139H128V137H127ZM129 139H132V138H129ZM149 139V138H148ZM159 139V138H158ZM166 139V138H165ZM171 139V138H170ZM169 139V140H170ZM89 140V141H88ZM88 140H86V142H84V143H88V145H84L81 149H83L85 146H86V149H89V150H91L92 151V149H90V147L92 146V143L94 142L93 140H92V137L90 138V139H88ZM95 140V139H94ZM116 141H117V143H116V146H118L119 147V150H120V152L118 151V147H117V149H115L116 151V153H117V151L121 154V155H119V156H117L118 157V159L119 160H116L115 162H117V161H120L119 162V164L120 163H122V162H124L125 160H129V157H131V155L128 157V155L129 154H127V155H123L122 156V134H121V139H120V137H119V140H117V139H115ZM140 140V139H139ZM174 140H172V147H173V145H174ZM113 141H114V139H113ZM159 141V140H158ZM157 139H155V143L157 144ZM163 141V140H162ZM176 141H178L177 139H176ZM176 141H175V147H176ZM89 142H91V143H89ZM124 142H128V141H124ZM137 142H139V141H137ZM147 142H149V141H147ZM146 142V143H147ZM191 142V143H190ZM212 142V141H211ZM27 143V144H28ZM82 143V142H81ZM97 143V142H96ZM95 143V144H96ZM99 143V142H98ZM97 143V144H98ZM136 143V142H135ZM143 143V142H142ZM150 143H152V140H151V142ZM146 144V145H150L151 147L149 148V147H147L148 148V150H151V148H154L153 149V151H155V152H157L156 151V148H158V147H154V144L152 143V144ZM159 143V142H158ZM161 143V142H160ZM160 143L159 144H157V146H160ZM163 143H164V141H163ZM162 143V145H164ZM3 144H1V145H3ZM77 144H78V146H77ZM101 144V143H100ZM133 144H134V141H133ZM137 144V143H136ZM226 144H227V142H226ZM0 145V146H1ZM99 145V144H98ZM138 145H140V144H138ZM143 145H144V143H143ZM168 145V144H167ZM181 145V144H180ZM180 145L178 146V147H180ZM185 145V144H184ZM33 146V145H32ZM32 146H30V144H28L27 145V149L29 150V152L32 154ZM39 146V147H38ZM41 146H42V148H41ZM77 146V148H75ZM82 146V145H81ZM100 146V145H99ZM114 146V145H113ZM112 146V147H113ZM116 146H114V147H116ZM127 146H129V145H127ZM131 146V145H130ZM153 146V147H152ZM165 146V145H164ZM207 146V145H206ZM214 146V145H213ZM98 147V146H97ZM136 147V145L135 146H133V148H135ZM145 147V146H144ZM202 147V146H201ZM215 148H216V146H214ZM1 148V147H0ZM7 148H9V145H4V146H2V148L1 149H7ZM13 148V147H12ZM17 148V147H16ZM24 148V147H23ZM127 148V147H126ZM138 148V147H137ZM136 148V149H137ZM143 148V147H142ZM147 148H143L144 150H145V153L147 154ZM161 147H159L158 149H160ZM163 148V147H162ZM166 148H168V147H166ZM166 148L164 149V151H166ZM171 148V147H170ZM209 148V147H208ZM1 149H0V151H1ZM15 149V148H14ZM20 149H21V147H20ZM26 149V150H27ZM76 150L75 152L78 154H76L73 150ZM101 149V148H100ZM130 149V148H129ZM135 149V150H136ZM201 149V148H200ZM27 150V151H28ZM67 150H69V151H67ZM88 150V151H89ZM97 150V149H96ZM96 150L94 149V152H96ZM114 150V149H113ZM138 150V149H137ZM140 150H142V149H140V146H139V152H140ZM225 150V149H224ZM18 151V150H17ZM35 151V150H34ZM87 151V152H88ZM91 151H90V153L88 154L87 152H85V148H84V152L86 153V156L88 157V156H90L88 159H87V157H86V159H87V162L88 163H90L91 161L93 162L95 159L94 158H97L96 157V154L98 153H94V154H92L93 153V151H92V153H91ZM132 151V150H131ZM143 151V150H142ZM162 150L160 149V152H161ZM200 151V150H199ZM2 152V151H1ZM3 152H6V151H3ZM8 152V151H7ZM13 152H14V150H13ZM28 152V153H29ZM65 152H67V155H66V153ZM80 152V151H79ZM83 152V153H84ZM133 152V151H132ZM152 152V151H151ZM155 152H153V153H155ZM159 151H158V157L157 158H159L160 156V153ZM170 152V151H169ZM213 152H214V150H213ZM19 153V152H18ZM17 152L15 153L16 155L18 154ZM23 153V152H22ZM83 153H82V156H83ZM101 153H100V156H102L101 155ZM119 153H117V154H119ZM129 153V152H128ZM136 153H138V152H136ZM149 154V156H150V151L148 152ZM162 153H164V152H162ZM178 153H179V151H178ZM190 153V152H189ZM194 153V151L192 152V154ZM219 153V152H218ZM227 153V152H226ZM5 154V153H4ZM113 154H114V151H113ZM140 154H144V152L143 153H140ZM139 154V155H140ZM165 154V153H164ZM241 154V153H240ZM11 155V154H10ZM14 155V154H13ZM19 155V154H18ZM25 155H27L26 153L25 154H23V156H25ZM34 155V156H35ZM99 155V154H98ZM116 155V154H115ZM139 155L137 154L136 155V157L138 156L139 157ZM147 155V156H148ZM167 155H169V154H167ZM166 155V156H167ZM179 155V154H178ZM178 155H176L174 158H172V160H175V161H177L178 162ZM23 156L21 155V153H20V156L17 158L18 159V161H20V160H23L24 158H23ZM29 156L30 155H28L27 156V158L30 160V158H29ZM31 156H33V154L31 155ZM33 156V157H34ZM84 156H85V154H84ZM151 156H154V154H151ZM7 157H8V155H7ZM7 157L5 158V159H7ZM13 157V156H12ZM32 157V158H33ZM66 157H70L71 158V160H70V158H69V163L71 164V165H69V167L71 166V167H73V171L71 170V169H68V168H66V169H68V170H66L67 172L68 171H72V174L74 173L75 175H72V177L73 176H75L74 178H75V180L74 181H76V182H74L70 187H71V189H67V187H66V189L67 190H65L64 191V193L67 191H69L68 193L66 192V196L62 193V190L64 189L63 187H62V185L64 184L65 185V183H63V179L64 178H68V176L66 177V176H60V175H58V173L56 174L55 173V168H57V167H59L60 166V164H58V163H61V165H62V163L64 164V166H65V164L66 163H68L67 161H66ZM128 157V158H127ZM141 158V160H142V162L141 163H145V161H146V158H148V157H146V155L145 156H140ZM146 157V158H145ZM155 157V156H154ZM219 157V156H218ZM15 158V157H14ZM23 158V159H22ZM98 158H99V156H98ZM101 158H99V159H101ZM143 158V159H142ZM156 158V157H155ZM161 158V157H160ZM11 159H13V158H11ZM68 159V158H67ZM86 159L84 160V163H86L85 161H86ZM139 159V158H138ZM149 159V158H148ZM147 159V160H148ZM164 159V158H163ZM163 159H162V161H161V163L163 162ZM179 159V160H180ZM187 158H185V160H186ZM24 160H26V159H24ZM32 160V159H31ZM33 160H36V159H34L33 158ZM127 160V161H128ZM145 160V161H144ZM153 160V159H152ZM166 160V159H165ZM169 160V159H168ZM217 160V159H216ZM17 161V162H18ZM62 161V162H61ZM71 161V162H70ZM98 162H99V160H97ZM126 161V162H127ZM149 161H151L150 159H149ZM157 161V160H156ZM158 161H160V160H158ZM12 162H14V161H12ZM29 162H31V161H29ZM33 162V161H32ZM64 162H66V163H64ZM96 162V161H95ZM126 162H124L125 164H126ZM135 162V161H134ZM140 162V161H139ZM174 161H172V163H173ZM181 162V161H180ZM185 162V161H184ZM195 162V161H194ZM216 162V161H215ZM9 163V162H8ZM28 163V162H27ZM94 163V162H93ZM128 163V165H129V163L130 162H127ZM136 163H138L137 161H136ZM135 163V165H137ZM146 163L147 164H150V163H148V161H146ZM166 163H168V161H166ZM165 163V164H166ZM169 163H170V165H171V160H169ZM169 163H168V166H166V168L168 167L169 169H172L174 166H172V165H174V163L171 165L172 166V168H171V166L169 165ZM201 163V162H200ZM251 163H252V161H251ZM254 163V162H253ZM4 164H5V162H4ZM23 164H25V163H23ZM22 164V165H23ZM33 164V163H32ZM36 164V163H35ZM58 164V166L56 167V165ZM92 164V163H91ZM90 164V165H91ZM116 164V163H115ZM115 164H113L114 166H115ZM118 164V163H117ZM116 164V165H117ZM163 164L164 163H162V166H163ZM9 165H14V168H15V164H13V163H9ZM9 165H7L6 164V167H10ZM67 165V164H66ZM89 165V164H88ZM96 165V164H95ZM99 165V164H98ZM97 165V166H98ZM134 165V166H135ZM145 165L146 164H144V168H145ZM160 165V164H159ZM179 165V164H178ZM188 165V164H187ZM205 163H204V168H206L205 167ZM212 165V164H211ZM43 166V165H42ZM112 166V165H111ZM119 166V165H118ZM147 166H149V165H147ZM161 166V165H160ZM189 166V165H188ZM195 166H196V164H195ZM200 166V165H199ZM198 165H197V169L198 168H200ZM202 166V165H201ZM20 167V166H19ZM63 167V166H62ZM70 167V168H71ZM120 167H122V165H120ZM119 167V168H120ZM129 167V166H128ZM131 167V166H130ZM190 167H191V165H190ZM3 168V166H1V169ZM39 168H41V165H40V167ZM43 168V167H42ZM60 168V167H59ZM58 168V169H59ZM109 168H110V170H109ZM131 168H134V167H131ZM143 168V169H144ZM165 168V169H166ZM167 168V170L169 171V169ZM179 168V167H178ZM196 168H195V170H196ZM202 168V167H201ZM201 168L199 169V170H194V167H192L191 169H189L188 171H190L189 173L190 174H194L195 173V175H198V173H199V171L201 170ZM4 170L6 169V168H3ZM107 169H108V171H107ZM128 169V168H127ZM146 169V168H145ZM148 169V168H147ZM203 169V168H202ZM16 170V169H15ZM18 170H20V171H22V172H27V173H30L31 174V171H30V169H28V167L27 166H21L20 167V169H18ZM119 170V169H118ZM161 170V169H160ZM166 170V171H167ZM180 170V169H179ZM7 171V170H6ZM14 171V170H13ZM35 171V170H34ZM40 171V170H39ZM128 171V170H127ZM129 171H133L132 169H129ZM164 171V170H163ZM173 171H175V170H173ZM178 171V170H177ZM206 170H204L203 169V172H205ZM12 172V171H11ZM18 172V174L20 173L19 171H17ZM59 172V171H58ZM61 172V171H60ZM65 171H63V173H64ZM116 172V173H115ZM126 172V171H125ZM156 172H157V170H156ZM170 172H171V170H170ZM201 172V171H200ZM213 172V171H212ZM232 172V171H231ZM38 173V172H37ZM111 173H112V171H111ZM113 173H115V175H117L118 173H117V170L116 171H114ZM136 173V172H135ZM260 173V172H259ZM258 173V174H259ZM5 174V171H4V173H3V175ZM15 174V173H14ZM33 174H36V173H33ZM66 174V173H65ZM85 174V175H84ZM90 174V175H89ZM160 174V173H159ZM165 174V173H164ZM167 174H170V173H168L167 172ZM176 174H177V172H176ZM202 174V173H201ZM257 174V175H258ZM1 175V174H0ZM3 175H1V176H3ZM16 175V174H15ZM29 175V174H28ZM40 175V174H39ZM68 175V174H67ZM115 175H114V177H111V178H115ZM132 175H134V176H136V174H134V171H133V173H132ZM178 175V174H177ZM183 175V174H182ZM184 175H185V173H184ZM213 175H214V172H213ZM19 176H20V174H19ZM18 176V177H19ZM33 175H31V177H32ZM35 176V175H34ZM37 176V175H36ZM111 176H113V175H111ZM118 176V175H117ZM116 176V179L115 180H113V181H115V186L116 185H119V184H122V181H124V179H122V181H119V179H118V177ZM167 176V175H166ZM180 176V175H179ZM192 176V175H191ZM203 176V175H202ZM208 176V175H207ZM216 178H218L219 179V176H218V173H215V175H214ZM4 178L6 177V176H3ZM22 177V176H21ZM23 177H26V176H24L23 175ZM31 177H29L27 180H29V179H31ZM76 177H80V178H76ZM159 177V176H158ZM158 177H157V179H158ZM169 177V176H168ZM189 177V176H188ZM200 177H201V175H200ZM251 177V176H250ZM9 178V177H8ZM6 178L8 181H9V179H11V178ZM14 178V177H13ZM33 178H35L36 179V177H33ZM39 178V177H38ZM172 178V177H171ZM15 179H18V178H16V176H15ZM23 179V178H22ZM41 179H39L40 181H41ZM81 179H82V181H81ZM85 181H84V180ZM136 179V181H137V179L138 178H135ZM170 179V178H169ZM173 179V178H172ZM187 179V178H186ZM253 179H254V177H253ZM256 179H257V177H256ZM12 180V179H11ZM26 180V181H27ZM32 180V179H31ZM31 180H30V182H29V184L30 183H33V182H31ZM65 181H66V179H64ZM70 180V179H69ZM181 180V179H180ZM193 180V179H192ZM216 180V179H215ZM36 181V182H35ZM34 182V185H41V184H38L37 182H40V181H37V180H35ZM64 181V182H65ZM71 181V180H70ZM85 182V183H81V182ZM127 181V180H126ZM125 181V183H124V185L125 184H129L130 183V181H128V182H126ZM156 181V180H155ZM158 181H159V179H158ZM177 181V180H176ZM67 182V181H66ZM133 182H134V180H133ZM138 183H139V181H137ZM154 182V181H153ZM167 182V181H166ZM165 182V183H166ZM169 182V181H168ZM199 182V181H198ZM200 182H201V180H200ZM28 183V182H27ZM41 183V182H40ZM100 183H101V186H102V194L104 193V198H105V200L102 202H100V203H98L96 200H98V199H95V201H92L91 203H90V198H92V197H90V194L92 195V192H91V190H94V191H96V192H98L97 190H99L100 189V187H99V185H100ZM141 183V182H140ZM139 183V184H140ZM144 183H146V182H144ZM143 183V184H144ZM149 183V182H148ZM154 183H156V182H154ZM164 183V182H163ZM229 184H231V185H233L234 183H233V181H231V180H229V182H228ZM28 184V185H29ZM143 184H141V186L143 185ZM151 184L152 183H150V186H151ZM162 184V183H161ZM171 184V183H170ZM193 184V183H192ZM199 184V183H198ZM201 184V183H200ZM31 186H32V184H30ZM63 185V186H64ZM66 185H68V184H66ZM65 185V186H66ZM87 185V186H86ZM123 185V184H122ZM144 185H146V184H144ZM157 185V184H156ZM187 185V184H186ZM42 186H39V187H37L38 189H42ZM64 186V187H65ZM113 186V185H112ZM147 186H149V184L147 185ZM146 186V187H147ZM198 186V185H197ZM202 186V185H201ZM241 187H242V189L244 190V192H241L240 193V191H238V193H237V196L235 197V199H238V200H244V202H248V203H250V201H255V200H257L256 198H255V196L257 197L258 195H259V192L260 191H263L264 192V183L261 185V186H246V185H240ZM109 187V188H108ZM140 187V186H139ZM152 187V186H151ZM193 187L195 188L196 186H194L193 185ZM200 187V186H199ZM91 190H90V189ZM128 188V187H127ZM149 188V187H148ZM147 188V189H148ZM159 188H160V185H159ZM251 188H252V190H253V188H255L256 190H254L253 192V195L251 196V195H249V194H247V193H250L251 192ZM35 189V188H34ZM34 189H32L31 190V192H33V190ZM89 189V190H88ZM100 189V190H101ZM151 189H153V187L151 188ZM157 189V188H156ZM165 189V188H164ZM172 189V188H171ZM200 189V188H199ZM218 189V188H217ZM37 189H35V193L36 192H38V191H36ZM86 190H88V192L86 191ZM149 190H150V188H149ZM187 190V189H186ZM87 192V195L85 194L86 192ZM93 191V192H94ZM155 191H157V190H155ZM154 191V192H155ZM189 191V190H188ZM200 191V190H199ZM19 192H21V193H23L24 195L21 197V198H19V197H15L16 195H18V193ZM55 192H59L58 194H56V196H54V194H55ZM91 192V193H90ZM101 192V191H100ZM151 192H152V190H151ZM196 192V191H195ZM88 193H90V194H88ZM95 193V192H94ZM156 193H158V191L156 192ZM199 193V192H198ZM154 193H152V195H153ZM170 194V193H169ZM258 194V195H257ZM151 195V196H152ZM156 195V194H155ZM173 195V194H172ZM38 196V197H37ZM45 196V195H44ZM74 196V197H73ZM93 196V195H92ZM96 196V195H95ZM215 196V195H214ZM36 197H37V199H36ZM90 197V198H89ZM94 197V196H93ZM100 197V196H99ZM155 197V196H154ZM157 197V196H156ZM45 198H46V196H45ZM103 198V199H104ZM112 198V197H111ZM153 198V197H152ZM198 198V197H197ZM251 198V199H250ZM99 199H101V197L99 198ZM103 199H101V200H103ZM193 199V198H192ZM202 199V198H201ZM205 199H207V198H205ZM41 200H42V198H41ZM91 200H93V198L91 199ZM152 200V199H151ZM184 200H186L185 198H184ZM12 201V204L10 203ZM98 201H100V200H98ZM188 201V200H187ZM257 201H259V199L257 200ZM264 201V200H263ZM2 202V201H1ZM44 202H46V201H44ZM43 202V203H44ZM94 202V203H93ZM172 202V201H171ZM205 202V201H204ZM261 202V201H260ZM90 203V204H89ZM97 203V204H96ZM111 203H114L113 201L111 202ZM214 203V202H213ZM1 204V203H0ZM3 204V205H4ZM101 204V205H100ZM194 204V203H193ZM197 204V203H196ZM257 205V204H256ZM262 205V204H261ZM176 206V205H175ZM239 206V205H238ZM255 206V205H254ZM1 207V206H0ZM5 206H3V208H4ZM114 207V206H113ZM119 207V206H118ZM143 207H145V206H143ZM37 208V207H36ZM122 208V207H121ZM151 208V207H150ZM155 208H157V206H155ZM248 208V207H247ZM6 210H7V208H5ZM112 209V208H111ZM114 209H116V208H114ZM145 209V208H144ZM263 209V208H262ZM117 210H119L118 208H117ZM153 210V209H152ZM151 210V211H152ZM240 210V209H239ZM243 210V209H242ZM51 211V210H50ZM53 211V210H52ZM55 211V210H54ZM62 211L64 212V213H62ZM110 211V212H109ZM150 211V212H151ZM32 212V211H31ZM30 212V213H31ZM49 212V211H48ZM114 212H115V210H114ZM121 212V211H120ZM62 213V214H61ZM68 213L69 214H71L70 216H73V221L72 220H70V219H65L64 220V216H66V214L68 215ZM117 213H118V216H120L119 215V211H117ZM116 212H115V214H117ZM49 215L50 214H53V212H50V213H48ZM48 214H44V217H45V215H47L48 216ZM113 213H111V215H112ZM115 214L113 215V216H111L110 218L112 219V217L115 219ZM30 215V214H29ZM54 215V214H53ZM64 215V216H63ZM122 215V214H121ZM69 216V215H68ZM117 216V215H116ZM67 217V216H66ZM65 217V218H66ZM122 217V216H121ZM51 218V217H50ZM58 218V217H57ZM71 218V217H70ZM117 218V217H116ZM46 219H49V218H46ZM263 219V218H262ZM41 220H43L44 221V219H43V217L41 218ZM116 220V219H115ZM264 220V219H263ZM263 220H262V222H263ZM112 222H114V220L112 221ZM120 222V220L118 221V223ZM115 223V222H114ZM116 223H117V220H116ZM117 223V224H118ZM121 223V222H120ZM110 224V225H109ZM117 224H116V226L115 227H118L119 228V224H118V226H117ZM113 225H115V224H113ZM112 225V226H113ZM121 226V225H120ZM122 227V226H121ZM53 228V229H52ZM117 230V229H116ZM115 231V230H114ZM110 232V233H109ZM113 235V234H112ZM49 237V238H48ZM46 240V239H45ZM48 241V240H47ZM46 242V241H45ZM16 245H14L13 247H15ZM50 248V249H49ZM57 248H58V252L57 251H54V250H57ZM62 248V249H63ZM75 248V249H74ZM76 248H78L80 251H78L77 252V249ZM70 249L72 250V248H69L68 250L70 251ZM76 250V251H75ZM51 251L49 252V254L50 255H52L51 254ZM54 251V252H53ZM66 251V250H65ZM68 251V252H69ZM88 252V251H87ZM72 253V252H71ZM84 253V252H83ZM82 253V254H83ZM44 254H46L45 252H43V256H48L49 254L47 253L46 255H44ZM56 254H54L53 256H55ZM74 254V253H73ZM90 253H88V255H89ZM78 255V254H77ZM74 256H76V255H74ZM74 256H73V259H74ZM83 256V255H82ZM82 256H78V259L77 258H75V261H76V259H77V261L79 260V264H85L86 262V258L83 260V261H81V259H79V258H81ZM50 257H52V256H50ZM56 257V256H55ZM89 257H90V255H89ZM92 258V257H91ZM93 258V259H94ZM47 259V258H46ZM82 259H83V257H82ZM96 260V259H95ZM94 260V261H95ZM94 261H93V263L92 264H94ZM85 262V263H84ZM97 262H98V260H97ZM97 262L95 261V263L97 264ZM78 263V262H77ZM86 264H88V263H86Z\"/></svg>",
	"mask_w": 264,
	"mask_h": 264
}]
</instances>
